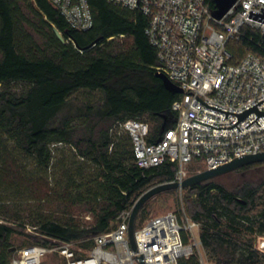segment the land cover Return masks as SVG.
<instances>
[{"label":"trees","instance_id":"16d2710c","mask_svg":"<svg viewBox=\"0 0 264 264\" xmlns=\"http://www.w3.org/2000/svg\"><path fill=\"white\" fill-rule=\"evenodd\" d=\"M89 1L93 26L79 30L49 0H0V264H11L18 249L33 244L53 247L89 238L81 245L91 250L94 237L115 228L144 191L175 177L171 161L138 166L131 137L120 129L126 119H141L155 139L176 123L172 105L179 94L156 75L149 17L108 0ZM206 4L216 9L214 0ZM227 49L233 63L250 52L264 54V35L245 26ZM80 92L87 100L72 111ZM58 143L70 144L79 159L74 167L61 161L54 190L47 171ZM25 159L33 160L35 175L28 174ZM258 164L264 162L241 169ZM44 189L45 195L54 190L60 210L24 218L19 197L32 199ZM186 191L185 214L199 222L201 244L214 264H264L253 243L255 235H264V181L233 191L213 179ZM80 208L93 215L92 222L76 217ZM27 225L41 237L25 232ZM19 236L27 238L21 247L13 242ZM178 264L200 262L194 253Z\"/></svg>","mask_w":264,"mask_h":264},{"label":"built area","instance_id":"2783aa9c","mask_svg":"<svg viewBox=\"0 0 264 264\" xmlns=\"http://www.w3.org/2000/svg\"><path fill=\"white\" fill-rule=\"evenodd\" d=\"M72 28L86 30L94 18L89 0H49ZM138 9L149 17L146 34L157 51L156 69L184 92L172 105L177 113L174 126L164 129L151 139L149 123L141 119H126L120 129L132 141L135 163L143 168L159 166L165 161L177 165L172 181L211 169L239 157L264 151V115L251 112L233 128L237 114L264 99V54L250 52L239 62H231L227 44L243 36L249 26L264 35V22L248 17L250 11L263 13L264 0H236L230 10L216 19L206 0H108ZM193 91L194 94H189ZM264 111V101L258 104ZM259 116V117H258ZM258 117V118H257ZM257 118V121H254ZM254 121V122H253ZM253 122V123H252ZM252 123L249 127H247ZM195 166V169H191ZM131 209L118 216L112 230L94 237L88 253H77L73 242H60L53 247L41 244L18 249L11 264H41L51 251L58 252L66 264H178L195 252L197 242L184 239L183 233L198 227L199 222L182 219L178 212L151 217L136 228L138 250L129 239Z\"/></svg>","mask_w":264,"mask_h":264},{"label":"rangeland","instance_id":"374dc122","mask_svg":"<svg viewBox=\"0 0 264 264\" xmlns=\"http://www.w3.org/2000/svg\"><path fill=\"white\" fill-rule=\"evenodd\" d=\"M78 99L74 100L70 108L73 111V109H76V107L82 106V100L86 101V94L84 92H80L78 94ZM97 94L94 95L92 98L96 99ZM118 131V130H116ZM115 132V130H114ZM54 148V157H53V165L48 169L47 174L49 177V184L48 187L51 189H54L56 187V180L60 177L62 171H63V165L61 163L64 162L66 166H72L74 167L76 165V161L79 159V156L76 155L75 150L72 148L70 144L65 143H58L53 146ZM26 165V170L28 171V174L35 175L36 169L33 164L32 159H25L23 160ZM90 164V163H89ZM195 166H191V169H195ZM216 182L224 185L226 188L230 190H239V188L244 183H249L252 185L260 184L264 181V166L260 168H253L248 170L239 169L236 171H233L231 173L224 174L222 176H219L214 179ZM47 187V188H48ZM50 189V193L48 192V195H45L44 193L45 189L43 190V193L38 194L32 199H29V195H21L20 203L17 209L20 211L21 215L24 218L29 219L30 217H35L37 213L43 212L44 214H52L56 210H60V201H58L57 195H54V190ZM187 193L186 189H172L167 190L161 193H158L157 195L153 196L151 199L148 200V208L147 211L148 216L145 220L141 222L140 216L137 220V227L142 226L148 219L154 216H158L167 212H178L182 219L188 221L186 219V214L184 211V196ZM53 195V196H51ZM69 203V202H68ZM76 217L83 222L90 223L93 221V215L90 212H87L83 209H77L76 211ZM190 222H193L189 218ZM190 232L186 233V236L188 237V240H192L194 238V241L197 242V245L195 246V254L197 255L200 264H214V262L210 259L209 255L204 250L201 241H200V232H201V226L198 227H192L189 229ZM25 232L30 233L32 236H34V239H38L41 237L40 233L36 231V229L32 225H27L25 228ZM27 238L24 236H19L14 239V243L18 245V247L23 246L25 244V241ZM33 239H31L32 241ZM89 238L73 242V248H75L78 253H88L89 250H87L83 245H81L83 242L88 241ZM264 240V235H255L254 236V246L256 249L259 250V252L264 254V248L261 247V241ZM41 264H65V259L56 251H51L48 254H46L41 262Z\"/></svg>","mask_w":264,"mask_h":264},{"label":"water","instance_id":"95a60500","mask_svg":"<svg viewBox=\"0 0 264 264\" xmlns=\"http://www.w3.org/2000/svg\"><path fill=\"white\" fill-rule=\"evenodd\" d=\"M214 1L216 4V9L212 12V14L216 19L222 18L236 2V0H214ZM261 10L263 11V13L251 10L250 15L248 17H251L253 19L264 22V8L262 7ZM54 29H55L58 37L62 41H65V37L63 36L61 31L59 29H57L56 27H54ZM156 75L163 80L164 85L170 91H172L174 93L184 92L183 88L178 86L177 84L173 83L167 77V75L164 72L157 70ZM189 94L196 95L193 91H190ZM197 98L200 99L203 103H205L208 107H212V108L226 112L227 113L226 117H228V113L237 114L239 120L232 126L217 127V126H213V125L207 124L205 122L193 119L195 121L204 123L206 125H209V126H212L215 128H233L235 125L239 128V126L237 124L253 111H255L259 116L264 115V111L259 110V108H258V104L263 102L264 99L262 101L256 103L255 105L251 106L250 108L246 109L245 111H243L241 113H237V112L227 111V110H223L219 107L209 105L204 100L199 98L198 96H197ZM257 118L254 121H257ZM252 123H250L247 127H249ZM261 162H264V151L256 153V154L245 153V154L240 155L239 157L234 158L233 160H231L229 162H226V163L221 164L219 166H216L214 168L206 169V170L194 173V174L186 177L185 179H183L181 182L180 181L164 182V183H160V184H157L155 186H152L149 189H147L146 191H144L138 197V199L135 201V203L133 204V206L131 208L130 218H129V230H128V232H129V239H130V242H131L133 249L138 250V244H137L136 237H135V231L137 228V220H138L139 214H140L141 209L143 208L144 204L149 199H151L153 196L157 195L158 193L167 191V190L190 188L192 186L213 180V179H215L219 176H222L224 174L239 170V169H241L245 166H248L250 164L261 163ZM137 257H138V260L141 264H145L143 254L141 256H137Z\"/></svg>","mask_w":264,"mask_h":264},{"label":"flooded vegetation","instance_id":"af4514ba","mask_svg":"<svg viewBox=\"0 0 264 264\" xmlns=\"http://www.w3.org/2000/svg\"><path fill=\"white\" fill-rule=\"evenodd\" d=\"M262 166H264V164H258V165L254 166L252 168H249V169H253V168H257L258 169V168H260ZM243 170H248V169H243Z\"/></svg>","mask_w":264,"mask_h":264},{"label":"bare ground","instance_id":"6f19581e","mask_svg":"<svg viewBox=\"0 0 264 264\" xmlns=\"http://www.w3.org/2000/svg\"><path fill=\"white\" fill-rule=\"evenodd\" d=\"M261 247L264 248V240L261 241Z\"/></svg>","mask_w":264,"mask_h":264}]
</instances>
